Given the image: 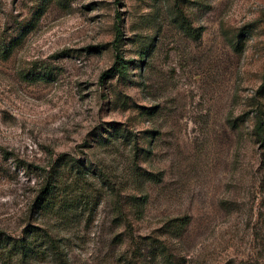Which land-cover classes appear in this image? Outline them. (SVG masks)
I'll list each match as a JSON object with an SVG mask.
<instances>
[{"label":"rangeland","instance_id":"obj_1","mask_svg":"<svg viewBox=\"0 0 264 264\" xmlns=\"http://www.w3.org/2000/svg\"><path fill=\"white\" fill-rule=\"evenodd\" d=\"M260 120L264 0H0V264H264Z\"/></svg>","mask_w":264,"mask_h":264},{"label":"trees","instance_id":"obj_2","mask_svg":"<svg viewBox=\"0 0 264 264\" xmlns=\"http://www.w3.org/2000/svg\"><path fill=\"white\" fill-rule=\"evenodd\" d=\"M5 53H7V49L4 50ZM127 62L121 60L118 62V69L117 71L119 73L124 72L127 69ZM109 72L107 71L105 74H108ZM264 134V128H263V120L259 121V124L257 125V135L259 137H263ZM51 185V184H50ZM53 186V185H52ZM50 190L51 188L45 187V190L47 191ZM51 191V190H50ZM49 191V192H50ZM43 194V193H42ZM40 199H44L43 196H40ZM43 241H44V246L50 249H56V244L54 239L51 238V236L48 233L43 234ZM7 250L9 252H12V254L19 255L22 259H27L29 258L34 251V247L31 245V243L26 242L24 239H12L8 237V235H5V237H0V250Z\"/></svg>","mask_w":264,"mask_h":264}]
</instances>
